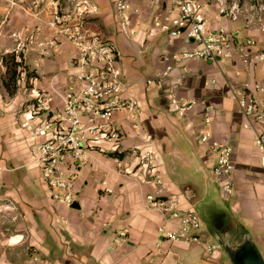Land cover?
<instances>
[{
	"label": "crops",
	"instance_id": "1",
	"mask_svg": "<svg viewBox=\"0 0 264 264\" xmlns=\"http://www.w3.org/2000/svg\"><path fill=\"white\" fill-rule=\"evenodd\" d=\"M96 2L100 14L91 27L121 53L129 84L122 97L138 102L139 127L133 128L126 111H118L114 124L122 138L101 142V149L81 170L75 203L79 208L53 200L31 152L41 141L33 135L39 120L30 119L26 110L39 93L69 82L75 51L48 27L50 0H42L38 8L31 2L24 5L23 29L34 39L25 59L38 77L24 99H15V122H0V264H226L225 258L232 264L213 235L214 229L222 228V216L251 235L264 259V168L254 143L255 130L244 129L247 119L232 94L235 84H264V65L253 60L246 70L237 61L192 60L167 79L148 84L172 55L195 47L155 27V22L178 15L173 0H130L127 32L117 0ZM207 16L211 29L238 30L242 37L257 41L254 53L264 51L262 28L221 14L219 6L210 7ZM16 27V18L9 16L7 29ZM173 95L196 106L181 116L171 105ZM260 99L264 101V94ZM55 103L59 105L60 99ZM209 107L207 129L213 140L234 150L231 194L223 192L213 172L217 155L210 144L197 141ZM116 147L123 151L119 158L113 155ZM148 152L155 155L158 180L139 166ZM104 181L112 194L102 190ZM148 196L168 198L176 207L194 212L202 206L207 211L203 242L160 240L156 230L162 217L148 209ZM121 231L127 233L125 239H118ZM206 243L217 246L213 255L206 253Z\"/></svg>",
	"mask_w": 264,
	"mask_h": 264
},
{
	"label": "built area",
	"instance_id": "2",
	"mask_svg": "<svg viewBox=\"0 0 264 264\" xmlns=\"http://www.w3.org/2000/svg\"><path fill=\"white\" fill-rule=\"evenodd\" d=\"M173 4L178 15L155 22L156 29L172 38L183 37L195 47L172 55L165 69L148 80V84L167 79L175 69L183 68L192 60L237 61L246 70L250 69L253 60L264 65V51L254 53L257 47L254 38L242 37L238 30H229L226 26L209 27L207 13L210 5L205 0H173ZM50 7L48 27L74 48L75 54L71 59L73 72L63 87L39 93L26 111L30 119L39 120L33 135L41 141L33 147L32 153L42 179L56 203L72 207L78 199L79 174L89 163L92 153L101 149V142H119L122 138L121 131L114 124L115 114L126 111L136 129L139 127L136 121L140 118V110L133 97H122L129 84L121 67L120 51L112 41L91 27V21L100 14L96 0H50ZM116 8L123 31L127 32L131 18L128 15L130 0H117ZM220 13L224 14L225 10L220 9ZM229 16L234 20L238 18L233 11ZM232 94L247 119L244 129L255 130L254 143L264 168V101L260 99L264 94V84H235ZM56 98L60 99L59 105L55 103ZM170 102L181 116L196 106L195 102H185L174 95ZM211 112L209 107L197 141L201 145L210 144L217 155L213 172L223 192L231 194L234 150L213 140L207 129L211 124ZM122 153L120 147L113 151L117 158ZM155 160L154 153L148 152L142 156L139 166L158 180ZM102 185L105 193H113L105 181ZM147 207L162 217V223L156 230L160 240L187 245L203 242L202 221L194 211L178 208L168 198L154 196L147 197ZM126 235L121 231L118 239H125ZM205 245L206 253L213 255L217 246Z\"/></svg>",
	"mask_w": 264,
	"mask_h": 264
},
{
	"label": "rangeland",
	"instance_id": "3",
	"mask_svg": "<svg viewBox=\"0 0 264 264\" xmlns=\"http://www.w3.org/2000/svg\"><path fill=\"white\" fill-rule=\"evenodd\" d=\"M205 1L210 7L219 6V9H224L225 13L223 15H229L230 12L233 11L237 15V19L250 26L262 28L264 30V0ZM29 2H31L35 8H38L42 0H0V122H15V114L12 110L15 99L17 98L19 100L22 97L24 99L27 92L35 84V79L38 77L36 71H33V69L27 65V60L25 59V51H28L27 46L34 42L32 37L28 38L29 31L23 29L25 19L22 13V7ZM14 8H19L21 11L12 14ZM9 16L10 18L14 16L17 20V27L15 30L7 29ZM32 18L34 19L36 16H32ZM14 54L17 56L18 61L22 59L23 65L18 69L17 92L14 96H10L3 86V81L7 77V68L3 63V58L7 57L9 60V56ZM195 212L202 221L203 231L206 226L207 211L200 206L195 209ZM225 262L226 264H231L227 258H225Z\"/></svg>",
	"mask_w": 264,
	"mask_h": 264
},
{
	"label": "water",
	"instance_id": "4",
	"mask_svg": "<svg viewBox=\"0 0 264 264\" xmlns=\"http://www.w3.org/2000/svg\"><path fill=\"white\" fill-rule=\"evenodd\" d=\"M72 207L79 208L77 204ZM215 216L216 214H213L211 217L213 225ZM220 221L222 228L214 229L213 235L232 264H264L263 256L248 232L237 230L225 216H222Z\"/></svg>",
	"mask_w": 264,
	"mask_h": 264
},
{
	"label": "trees",
	"instance_id": "5",
	"mask_svg": "<svg viewBox=\"0 0 264 264\" xmlns=\"http://www.w3.org/2000/svg\"><path fill=\"white\" fill-rule=\"evenodd\" d=\"M9 60L7 57L3 58V63L7 68V77L3 81V86L7 90L8 94L10 96H14L17 92V79L19 77L18 69L22 67L23 61L22 59L20 61L17 60V56L11 55L9 56ZM21 73V72H20ZM121 157V156H119Z\"/></svg>",
	"mask_w": 264,
	"mask_h": 264
}]
</instances>
